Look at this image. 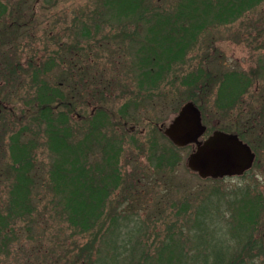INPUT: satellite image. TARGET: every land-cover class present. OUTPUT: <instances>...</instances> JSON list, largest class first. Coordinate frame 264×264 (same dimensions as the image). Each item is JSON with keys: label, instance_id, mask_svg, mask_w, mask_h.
I'll return each mask as SVG.
<instances>
[{"label": "rangeland", "instance_id": "rangeland-1", "mask_svg": "<svg viewBox=\"0 0 264 264\" xmlns=\"http://www.w3.org/2000/svg\"><path fill=\"white\" fill-rule=\"evenodd\" d=\"M178 1L143 0L136 16H126L106 6L108 0H0V219L5 225L0 231V264H82L87 255L82 249L92 238L75 230L51 188L54 155L45 122L36 119L38 86L33 82L35 67L44 63L49 70L42 79L58 86L63 96L62 103H52L50 116L61 131H68L70 145L80 146L103 112L98 137L107 136L118 148L121 181L116 189L111 186L92 253L95 247L102 250L100 235L111 223L107 217L119 213L127 217L121 222L123 233L119 239L113 224L111 238L125 247L117 248L123 253L120 264L123 257L129 260L132 245L156 259L162 247L165 254L176 256L179 241L184 254L199 257L185 264L211 260V250L216 263L231 258L234 264L250 247L245 264H264V254L258 251L259 238H264V0L230 22L203 29L181 61L171 62L155 83H145L137 42L153 16L173 13ZM8 60L10 65L4 66ZM201 67L244 72L249 84L240 103L222 109L216 103V86L203 92L191 87L188 79ZM190 96L207 129L200 140L215 130L244 131L242 140L255 153L246 173L203 179L187 166L194 146L175 147L164 137V129ZM91 143L87 157L97 163L100 145ZM168 148L174 149L177 160L159 164V153L166 156ZM19 155L26 156L30 167L23 207L18 196L16 203L9 201L11 195L22 194L17 190ZM249 199L256 206H247L245 215L241 202ZM243 223L249 229L241 234L238 227ZM205 242L213 244L208 248ZM242 259L236 262L242 264Z\"/></svg>", "mask_w": 264, "mask_h": 264}, {"label": "trees", "instance_id": "trees-1", "mask_svg": "<svg viewBox=\"0 0 264 264\" xmlns=\"http://www.w3.org/2000/svg\"><path fill=\"white\" fill-rule=\"evenodd\" d=\"M260 2L261 0H179L176 4V11L173 13L153 16V19L150 21L151 24L147 25L148 27L145 30L143 40L137 42L139 46L137 51L143 53L139 61L145 68L142 74L144 76L145 74L147 75L145 83H155L162 71L171 65V62L181 61L203 29L215 24V22H230L239 14ZM140 5H143V0H108L106 4V6L112 9L117 7L119 12L125 13L126 16L129 14H135L136 16ZM140 18L144 17L139 16ZM136 28L138 29L139 25H136ZM9 65V60L5 61L4 66ZM48 65L44 63L38 68L35 67L33 82L38 86L37 95L39 102L37 103V110L39 113L36 119H41L42 123L45 122L48 146L54 155L49 169V176L52 181L51 188L55 191L56 197L58 198L57 206L61 207L62 212L66 214L67 220L73 225L76 231L78 230L80 233L84 232L92 235V238L86 242L82 249L87 253L84 256L82 264H120L119 258L123 253L117 252V248L125 247L116 246V241L111 238L112 234H115L113 232L114 229L112 230L113 224L117 228L119 239L123 233L121 229L124 226H122L121 222L126 221L127 217L119 213H114L112 216L107 217L111 221V223H108V229L110 231L107 229L100 235L103 236L101 239L104 238V241L100 242V245L103 243L104 248L102 247L101 250L99 247H95V251L92 253L93 245L97 240L96 237H99L97 226L103 218L104 207L111 186H114L116 189L119 186V181H121L120 171L118 169L117 145L110 143L107 136L104 137L102 135V137H98V133L99 131L101 133L103 127L100 122L104 117L103 112L99 113L100 119L92 121V126L88 128V133L83 141L85 143L82 142L77 147L70 145L68 142V131H61L63 129L61 128L62 126L59 127L58 121L55 122L50 116L52 103H62L60 100H63V96L58 86L54 87L42 79L44 72L49 70ZM153 71H156L157 74L154 75L155 72ZM217 72H213L209 67L198 68L195 74H191L188 83L191 84V87L194 86L201 92L209 89V86H216L218 96L216 103L219 108L225 109L231 103H234V105L238 102L240 103L241 96L249 84V78L244 72L235 70ZM226 98L228 103H219L221 100H226ZM187 100L193 103L196 102L192 96L187 98ZM59 117L66 119V115L63 112L59 113ZM235 133L242 138L244 131H237ZM87 141L89 143H86ZM94 141L100 145L99 150L102 152V158L97 163H90L87 157V144ZM17 148L22 150V147ZM159 154H161L160 158H158L159 164L166 162L169 165H173L177 160V155L173 148L166 150V156L163 152ZM71 155L73 156L71 157ZM25 159L26 156L24 155H19V158L18 156L16 158V164L20 165L16 168V174H18L17 182L19 184L17 190H20L22 194H18L15 197L11 195L9 199L11 203H16L19 197L21 207L26 206L28 198L27 181H30L27 176L30 167ZM69 159L71 160L69 161ZM98 174L100 175L98 176ZM111 181L113 185L110 183ZM121 205L122 203L120 202L118 206L120 207ZM241 206L245 207L242 210L243 214H245L246 207H254L256 203L251 199L243 200ZM198 213L200 215L202 210ZM255 218L257 219L258 215ZM4 226L3 219H0V231L4 229ZM238 228L242 232L241 234L247 232L249 229L248 224L244 223L240 224ZM107 233H110V236L106 237ZM0 237L2 244L3 237L1 235ZM188 239L189 241L191 240L190 237ZM251 240L254 246L256 244L255 239ZM259 240H261V243L258 245V249H260L258 251H262L260 253L261 255L264 254V250H261L264 244V238L261 237ZM199 241L202 243L204 240L199 238ZM178 243L179 246H175L178 250L176 256L173 257L170 253L165 254L167 249L162 247L157 252L156 259L150 256L146 249L141 250L137 245H132L130 248L133 253L129 254V260L127 257H123L120 259V262L123 264H185L191 259L195 260L194 258H198L199 260L197 254L196 257L195 255L192 257L184 254L183 243L181 241ZM209 244L211 246L213 243H204L206 247L210 248ZM246 250L247 253H245ZM251 250L252 247L242 250L243 259L242 256L240 257L242 264H245L244 256H250ZM211 254L213 255L212 259L208 260L207 257H204V262L201 264H209V261L210 264H233V259L231 258L216 263L212 250ZM201 256H203V253L200 254ZM221 257L224 256L221 255ZM251 258L249 257L247 259ZM240 259L239 257L235 259L234 264H238L236 261L239 262Z\"/></svg>", "mask_w": 264, "mask_h": 264}, {"label": "water", "instance_id": "water-1", "mask_svg": "<svg viewBox=\"0 0 264 264\" xmlns=\"http://www.w3.org/2000/svg\"><path fill=\"white\" fill-rule=\"evenodd\" d=\"M205 131L199 109L189 101L163 133L177 147L195 146L187 157V166L201 178L241 175L252 166L255 154L237 134L214 131L200 140Z\"/></svg>", "mask_w": 264, "mask_h": 264}]
</instances>
